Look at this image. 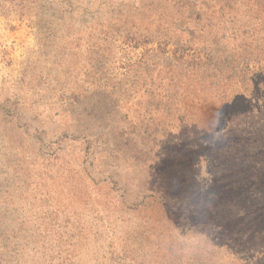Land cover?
I'll use <instances>...</instances> for the list:
<instances>
[{
	"label": "rangeland",
	"instance_id": "1",
	"mask_svg": "<svg viewBox=\"0 0 264 264\" xmlns=\"http://www.w3.org/2000/svg\"><path fill=\"white\" fill-rule=\"evenodd\" d=\"M0 264H264V0H0Z\"/></svg>",
	"mask_w": 264,
	"mask_h": 264
}]
</instances>
